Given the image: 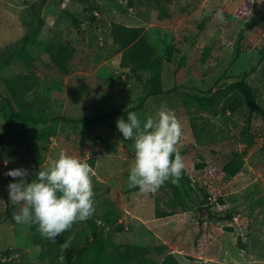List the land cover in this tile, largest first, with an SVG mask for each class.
<instances>
[{
	"label": "rangeland",
	"instance_id": "374dc122",
	"mask_svg": "<svg viewBox=\"0 0 264 264\" xmlns=\"http://www.w3.org/2000/svg\"><path fill=\"white\" fill-rule=\"evenodd\" d=\"M128 1L0 0V132L12 129L0 146V254L11 250L28 264H50L49 255L40 256L31 224L13 220L6 199L13 178L5 173L26 168L31 182L40 166L66 150L93 169L95 213L111 204L119 214L114 226L124 229L108 227L114 242L144 246L145 260L128 264H159L168 252L183 264H264V119L253 115L249 124L246 107L225 111L231 92L214 108L194 99L244 78L264 105V0H165L168 14L149 0ZM113 23L142 27L156 48L155 65L139 70L140 78L115 62L121 46ZM34 31L30 65H12ZM50 42L68 46L66 68L46 52ZM157 79L164 93L151 95L144 81ZM16 92L22 93L18 102ZM162 105L181 120L177 148L190 178L142 193L128 186L134 140L123 138L117 120L135 111L143 122ZM24 106L26 123L16 113ZM96 117L105 123L81 121ZM244 129L255 135L252 146ZM237 150L246 151L244 167L227 177L221 170ZM176 196L181 201L171 206ZM206 198L209 213L203 215ZM157 208L174 213L159 216ZM83 227L75 223L72 234ZM74 244L62 262L57 249L60 264ZM93 260L90 251L83 264Z\"/></svg>",
	"mask_w": 264,
	"mask_h": 264
},
{
	"label": "clouds",
	"instance_id": "9594fccd",
	"mask_svg": "<svg viewBox=\"0 0 264 264\" xmlns=\"http://www.w3.org/2000/svg\"><path fill=\"white\" fill-rule=\"evenodd\" d=\"M216 16L222 18V11ZM129 107V106H128ZM117 129L125 140H134V160L130 166L128 186L142 193H155L167 181L179 185L186 170L185 158L177 148L183 126L175 112L162 105L142 122L135 111L120 117ZM9 201L16 207L13 220L18 224L37 225V231L52 243L75 223L90 219L96 212L94 172L86 160L61 150L58 157L40 166L29 182V170L15 168L5 173ZM74 236L61 243L60 261L64 260Z\"/></svg>",
	"mask_w": 264,
	"mask_h": 264
},
{
	"label": "trees",
	"instance_id": "16d2710c",
	"mask_svg": "<svg viewBox=\"0 0 264 264\" xmlns=\"http://www.w3.org/2000/svg\"><path fill=\"white\" fill-rule=\"evenodd\" d=\"M89 1V0H86ZM150 3L161 9L162 13H169L168 6L165 0H149ZM131 5L136 1L129 0ZM112 34L114 40L118 42L121 49L117 53L115 62L119 67H127L129 70L137 74L141 69H150L156 63V48L149 39L148 32L140 26H132L125 23H113ZM37 31L28 34L23 39V45L19 51L15 54L11 64L17 66L22 62L24 65H30L29 55L27 47L36 40ZM46 52H48L53 59L62 68H66V59L70 53L68 46L62 43L50 42L44 46ZM148 93L151 95H157L164 93L163 82L161 79L146 80L144 81ZM231 92L230 96L224 103V110L231 113L236 112L244 107L249 110L248 123H251L253 115H260L264 119V105L260 104L258 95L254 85L246 79H241L234 82L225 89L218 90L210 96H194L196 103L199 106H207L214 108L217 100L222 94ZM1 93V91H0ZM24 93V92H23ZM22 93H15L14 97L18 102ZM24 110V111H23ZM21 112H16L17 115L23 119V123L28 121L27 112L28 108L24 106ZM79 121V120H78ZM89 126L96 123H105L102 117H96L92 119H82ZM12 129L9 127L5 131L0 132V146H3L11 136ZM242 135L245 137V142L248 146H252L255 143V135L248 130H243ZM181 155L183 153L180 151ZM246 151H234L232 158L224 165L221 170L227 177L235 176L242 170L245 164ZM216 172H219L216 170ZM182 178L189 179L187 170L182 175ZM168 183L165 182V184ZM8 201L9 210L14 211L15 207L9 201V196H6ZM181 201L180 196H176L171 202V206H176ZM208 199L204 200V205L201 206L203 215L209 213V206L207 205ZM174 211H163L157 208V215L165 216L173 214ZM118 215L111 204H107L104 210H101L100 214H94L90 219L84 221L85 227L77 230L72 234V228L66 231L63 235L57 237V242L52 243L50 240L45 239L37 231V225L31 224V235L33 241L40 246L41 254L50 256V264H60L56 256V251L61 247V243L68 239L70 236H74V248L68 256L66 262L63 264H83V260L88 252L92 251L94 254V260L92 264H128L131 261L142 262L145 260L144 246L140 244L124 243L122 246L117 245L112 236V230H108V227L114 226V223L118 220ZM117 230L124 229L122 225L114 226ZM11 250H7L6 253L0 254V264H28L18 258L11 256ZM159 264H183L180 258L174 252H168Z\"/></svg>",
	"mask_w": 264,
	"mask_h": 264
}]
</instances>
